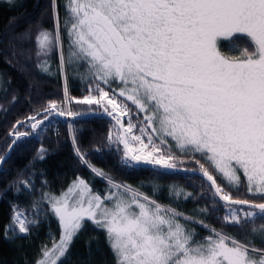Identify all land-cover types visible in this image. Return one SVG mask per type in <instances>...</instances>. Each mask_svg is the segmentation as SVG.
Instances as JSON below:
<instances>
[{
	"label": "snow or ice",
	"instance_id": "1",
	"mask_svg": "<svg viewBox=\"0 0 264 264\" xmlns=\"http://www.w3.org/2000/svg\"><path fill=\"white\" fill-rule=\"evenodd\" d=\"M60 6L51 0L50 29L38 23L35 33L30 26L9 38L11 54L34 56L42 74H52L55 54L63 81V100H49L21 126L35 131L55 117H107L105 147L94 151L115 152L122 168L147 167L157 177H199L195 194L175 183L168 194L208 203L189 215L116 181L90 162L69 122L76 157L104 181L103 194L77 175L59 194L42 191L31 218L13 205L4 238L11 239L9 229L30 235L39 217L51 214L60 235L49 233L32 264H70V249L88 222L104 232L115 264H264V247L256 243L264 244V0H63V17ZM237 34L251 48L223 53L221 38ZM16 40H34V52L17 48ZM70 75L86 86L83 98L69 94ZM72 103L96 107L73 111ZM9 135L15 144L28 133L14 126ZM46 154L41 147L36 159ZM19 183L30 192L35 187ZM241 188L253 199L232 195ZM216 213L220 228L199 218ZM192 225L208 235L198 238ZM94 239L85 240L89 253Z\"/></svg>",
	"mask_w": 264,
	"mask_h": 264
},
{
	"label": "trees",
	"instance_id": "2",
	"mask_svg": "<svg viewBox=\"0 0 264 264\" xmlns=\"http://www.w3.org/2000/svg\"><path fill=\"white\" fill-rule=\"evenodd\" d=\"M58 3L61 5L59 11L63 17V0H58ZM50 4L51 0H38V4L37 0H0V73L4 77V84L0 88V156L4 155L13 139L9 133L14 126L26 128L21 125L26 124L27 118L35 114V109L42 110L49 100L62 101L64 97L63 81L57 70L59 61L55 54L50 60L52 74L49 75L42 74L35 68L34 56L32 61H26L23 57L13 56L10 52L9 38L13 35L24 33L30 26L31 31L35 33L38 23L49 29L52 27ZM14 44L25 51L35 50L34 40L31 43L16 40ZM219 47L223 53L234 56L232 52L245 47L251 48V45L246 37L237 34L232 38H221ZM238 55L240 51L235 56ZM68 91L75 98L88 94L84 83L73 75L68 79ZM75 110L79 111V109ZM54 122L57 123L54 125L55 128L52 127ZM69 122L73 123L77 144L88 154L90 162L96 168L107 172L116 181L137 187L158 202L170 204L189 215H192L198 206L208 203L204 199L175 201L168 194V186L172 183L195 194L201 183L199 177L186 179L185 173L157 177L147 167L122 168L119 166L115 152L94 151L97 147L101 149L105 147L104 142L110 125L107 117L93 116L75 120L69 117L50 118L45 121V127L42 129L34 131L27 127L22 131L28 135L16 141L0 167V264H32L40 252V246L48 243L49 233L60 232L57 220L51 214L47 219L41 215L40 223L31 227L30 235L25 237L9 229L8 235L11 239H5V226L12 223L13 205L26 211L31 218V203L40 200L42 191L50 190L59 194L77 175L88 180L94 190L103 194L106 187L104 181L95 178L90 169L79 163L76 157L68 129ZM41 147L47 149V154L43 160H37L36 155ZM21 180H29L34 184V189L31 192L25 190L19 183ZM45 180L46 186L42 183ZM153 187L159 189L155 195ZM18 188L20 192L17 191ZM232 195L237 198L253 199L243 188L232 191ZM44 207L46 208L47 205L45 204ZM220 214H209L199 218L220 228L221 222L216 218ZM257 223L260 221L257 220ZM192 227L196 229L198 238L208 235V232L198 225ZM225 231L238 239L243 238L239 228L228 226ZM93 237L96 239L93 240L92 251L89 253L85 240ZM256 243L257 246L264 247L259 240ZM68 260L70 264H115L113 252L109 248L104 232L97 230L90 222L85 224L84 230L72 245Z\"/></svg>",
	"mask_w": 264,
	"mask_h": 264
},
{
	"label": "rangeland",
	"instance_id": "3",
	"mask_svg": "<svg viewBox=\"0 0 264 264\" xmlns=\"http://www.w3.org/2000/svg\"><path fill=\"white\" fill-rule=\"evenodd\" d=\"M37 4H38V2H37ZM240 50L239 49H237V52H232V54H234V56L235 55H237L238 54V52H239ZM4 77H3V75H2V73H0V88L3 86V84H4V79H3ZM87 95V94H86ZM84 97V96H83ZM83 97H81V98H83ZM78 99H80V98H78ZM58 102H60L61 100H57ZM47 105V104H46ZM71 106H72V110L74 111L75 109H79V111H84L85 109H89V108H92V109H95V107L96 106H89V105H81V104H75V103H72L71 104ZM75 111H78V110H75ZM38 119L40 118V117H37ZM54 125H57V123H53V126L52 127H54ZM56 127V126H55ZM54 127V128H55ZM25 129H27V127L25 128L24 127V129L23 128H18V130H19V132H22V131H25ZM11 143H12V141H11ZM11 143H9V144H11ZM50 233H52V234H54L57 238L59 237V235H60V232L58 233V234H56L55 232H53V231H51Z\"/></svg>",
	"mask_w": 264,
	"mask_h": 264
},
{
	"label": "water",
	"instance_id": "4",
	"mask_svg": "<svg viewBox=\"0 0 264 264\" xmlns=\"http://www.w3.org/2000/svg\"><path fill=\"white\" fill-rule=\"evenodd\" d=\"M37 2H38V0H37ZM69 118H71V117H69ZM14 146V144H13V142L9 145V147H8V149L6 150V152L4 153V157L6 158L7 156H8V154L10 153V151H11V149H12V147ZM2 165H0V167H1Z\"/></svg>",
	"mask_w": 264,
	"mask_h": 264
}]
</instances>
